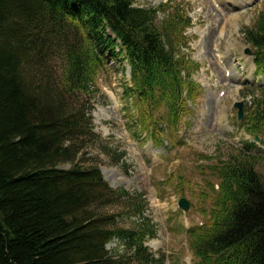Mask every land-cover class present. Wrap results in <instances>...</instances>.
Returning <instances> with one entry per match:
<instances>
[{"label": "trees", "instance_id": "obj_1", "mask_svg": "<svg viewBox=\"0 0 264 264\" xmlns=\"http://www.w3.org/2000/svg\"><path fill=\"white\" fill-rule=\"evenodd\" d=\"M134 4L0 0V264H166L146 245L155 230L123 228L103 211L128 200L120 209L143 216L141 199L78 162L86 133L100 139L79 100L91 98L112 63L130 69L125 101L137 111L136 130L159 141L163 127L180 128L200 89L192 80L200 66L183 54L192 20L170 3ZM245 38L264 77V13ZM56 54L63 65L53 82ZM254 96L243 127L264 146V87ZM205 160L214 178L201 193L203 222L187 231L192 264H264L262 175L245 157ZM115 240L120 247L109 251Z\"/></svg>", "mask_w": 264, "mask_h": 264}, {"label": "rangeland", "instance_id": "obj_2", "mask_svg": "<svg viewBox=\"0 0 264 264\" xmlns=\"http://www.w3.org/2000/svg\"><path fill=\"white\" fill-rule=\"evenodd\" d=\"M221 1L226 0H218L223 9ZM244 1L243 8L220 12L216 9L217 0H134L138 8L158 9L169 3L179 6L180 14L192 20V28L185 34L183 54L200 66L192 77L200 89L196 99L189 102L190 112L176 132L163 129V139L153 142L145 132L136 130L137 111L129 110L125 101L123 72L127 64L112 63V69L100 77L91 98L79 100L78 106L92 117L100 139L94 144L86 133L80 145L86 146L87 151L78 162L98 166L112 188L126 191L146 206L143 216H133L120 209L128 206V200H123L117 203L119 206L103 210L104 213L117 217L123 228L155 230V239L148 238L146 245L156 258L166 256V264L193 262L187 231L203 222L201 210L208 205L202 201L201 193L206 192L214 178L209 170L214 163L202 162V157L216 161L245 157L253 161L264 179L261 139L254 141L246 132L234 108L237 103L245 104L247 117L256 100L254 95L264 87V77L256 76L254 58L247 54L253 49L245 38L264 13V0ZM165 19L164 13H160L159 22ZM225 60L234 68H227ZM62 65L57 54L49 60L53 82L59 79ZM227 72L231 77L226 76ZM126 78L131 80L129 68ZM222 92L226 95L221 98ZM182 199L191 202L187 213L179 208ZM120 245L115 240L108 250H118ZM119 252L123 254V248Z\"/></svg>", "mask_w": 264, "mask_h": 264}, {"label": "bare ground", "instance_id": "obj_3", "mask_svg": "<svg viewBox=\"0 0 264 264\" xmlns=\"http://www.w3.org/2000/svg\"><path fill=\"white\" fill-rule=\"evenodd\" d=\"M222 3H223V9H222V11L221 12H223L224 11V9H231V10H235V8H237V7H241V8H243V7H245V1L244 0H226V2H224V1H221ZM229 2H230V6H229ZM233 6V7H232ZM228 18V17H227ZM228 21V20H227ZM227 30V29H226ZM229 33V32H228ZM227 33V31H226V34H228ZM232 48V47H231ZM220 59H222L223 60V58L222 57H220ZM226 62H223V63H225V65H226V67L227 68H230V69H233L234 68V66L231 64V63H229L227 60H225Z\"/></svg>", "mask_w": 264, "mask_h": 264}, {"label": "water", "instance_id": "obj_4", "mask_svg": "<svg viewBox=\"0 0 264 264\" xmlns=\"http://www.w3.org/2000/svg\"><path fill=\"white\" fill-rule=\"evenodd\" d=\"M236 108L239 109V119L240 120H243V117H244V104H237L236 105ZM180 208L184 211V212H189L190 209H191V204L188 200L186 199H182L180 201Z\"/></svg>", "mask_w": 264, "mask_h": 264}]
</instances>
